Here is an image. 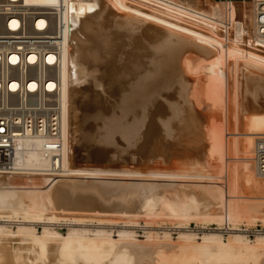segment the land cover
Instances as JSON below:
<instances>
[{
    "label": "bare ground",
    "instance_id": "1",
    "mask_svg": "<svg viewBox=\"0 0 264 264\" xmlns=\"http://www.w3.org/2000/svg\"><path fill=\"white\" fill-rule=\"evenodd\" d=\"M25 1L58 9L68 25L60 43V169L42 156L41 139L19 142L20 170L0 171V218L194 221L230 231L264 224V175L256 162L257 140L264 137V42L251 0ZM52 25L56 30L54 19ZM205 105L222 111L224 127ZM191 141L207 148L198 147L203 161L197 155L182 163L188 170L163 166L179 162L178 152L153 155ZM135 147L153 151L139 157L147 159L141 167L132 168L134 159L123 168L75 162L108 154L119 162L115 152ZM215 160L223 166L214 173ZM244 185L260 196L246 197ZM260 235L256 241L237 234L227 241L155 235L141 241L0 228V264H264Z\"/></svg>",
    "mask_w": 264,
    "mask_h": 264
},
{
    "label": "built area",
    "instance_id": "2",
    "mask_svg": "<svg viewBox=\"0 0 264 264\" xmlns=\"http://www.w3.org/2000/svg\"><path fill=\"white\" fill-rule=\"evenodd\" d=\"M257 38L264 42V0H251ZM63 6V10H65ZM52 19L57 25L53 30ZM68 30L59 10L25 0H0V171L15 166L17 144L24 138L43 141L40 152L60 169L58 138L63 89L60 82L61 44ZM54 142V143H50ZM256 162L264 175V137L257 140Z\"/></svg>",
    "mask_w": 264,
    "mask_h": 264
},
{
    "label": "rangeland",
    "instance_id": "3",
    "mask_svg": "<svg viewBox=\"0 0 264 264\" xmlns=\"http://www.w3.org/2000/svg\"><path fill=\"white\" fill-rule=\"evenodd\" d=\"M122 39L124 41L121 40L120 41L121 44H127V42H129V41H125L126 40L125 37H123ZM127 40H128V38H127ZM127 47H128V49L126 48L127 51L130 50L129 46H127ZM208 106L209 105H207V106L205 105L204 106L205 110H208V112L205 111V113L207 115L209 113V115H210L213 110H211L210 107H208ZM216 110L219 111L218 109H214V111L212 113L213 115H215L214 121H215V124L218 122L216 125H218V126L220 125L219 127L222 128L225 125V118L223 119L224 115H223L222 111L221 112H217ZM216 112H217V114H216ZM250 112L254 113V109H252L251 107H250ZM220 113H222V115ZM212 114H211V116H212ZM211 120L209 118L207 123H206L207 125L205 124V127H206L205 131H207L208 126H209V128L212 126V124L209 125V122H211ZM243 128L246 129L245 127H243ZM243 128H241L242 129L241 132L244 131ZM229 131H230V133L233 132L232 129H229ZM190 144H192V145H190ZM205 144L207 145V142H205V141H203V142L201 141V145H200V143L198 144V142L194 143V142L191 141L189 144H186L188 147L185 146V147H182V148H179V149H175V151H174V148L172 150L170 148V150H168V152L164 153V154H161L160 151L157 148L155 149V151H156L155 152L154 149H153V146H152V150L154 151L153 155H155V153H156V155L158 154L157 157H159V156L160 157H169V156H171V157H173V156L177 157L178 156L179 157V155H180L182 158H179V159H181L182 161L180 160L179 162H175L174 160H176V159H174L173 161H170L168 159L169 162L167 163V161H166V165H163V166L164 167L166 166V168H168V169L175 168V169H178V170L182 171L183 167L186 170H188L190 168L189 164H186V165H183V164L189 163V162H191L194 159H198V160L200 159L199 157L197 158V155L201 156V161H203V159H204V157H202L203 154L202 155H200V154L204 150L200 151V148H198V147H201V150L204 149V148L206 149L207 147H206ZM202 146L204 148H202ZM103 149L105 151L111 153V155L114 154L113 153V151H114L113 147H102V150ZM152 150H151V152L149 151L150 154H148V155H147V152L146 153H142L141 151H139L137 147L133 148V150L132 149L131 150H127L128 152L126 151L125 155H124V153L122 154V151H120L121 154L119 152H115L118 155V157L121 158V159L119 158L121 162L120 161L117 162L118 161L117 157H116V160L111 159L110 157H112V156L111 155L109 156V154L107 156L109 158H105V159L104 158H99V157H76L75 162L79 166H87V165H91V164L98 165L99 164V165H102V166L113 165V166H117L119 168H121V167L123 168V167H130V166L132 167V160L134 159L132 168H134L135 165L136 166L139 165L138 167H141L140 163L141 164H144V162L146 163L147 159L142 160V158H141V160H140L139 157H146V156L147 157H151L150 155L153 152ZM169 151L172 152V153L173 152H178L179 155H173ZM179 151H182L181 153L184 152L185 154L183 153V155H181ZM127 153H128V155H127ZM134 153H136V155ZM141 153L144 156H142ZM81 155H85V154L81 153ZM156 155H155V157H156ZM183 156H185V157H183ZM231 156H233V155L231 154ZM133 157H135L136 159L133 158ZM193 157H195V158H193ZM129 159H131V160H129ZM156 161H158V160L156 159ZM138 162H140V163H138ZM211 162H213V161H211ZM83 163H85V164H83ZM172 163L173 164L178 163L180 167L181 166H183V167L177 168L176 164L173 167ZM213 163L215 165H212V164L210 165V167L212 166V168H211L212 170L211 171L214 172V173L219 171V170L221 171L220 167H222L223 165L219 161L217 162V160H215ZM152 164H154V163H152ZM216 164H217L218 167L216 166ZM232 164L233 163H231V165ZM148 165H146V166H148ZM185 166H187V167H185ZM142 167H145V166L143 165ZM163 183H168V182H163ZM177 184L178 185H182L181 183H177ZM245 187L247 188L248 186L244 185L242 191H244L245 193L242 192V195L244 193L245 196L248 195L250 198H253V197L255 198L257 196L258 197L260 196L259 191L256 193V194H259V195L255 194V192L253 190L255 188L254 186H252L253 188L249 187V188L244 190ZM256 190H257V188L255 189V191ZM124 221L125 220H123V221H120V220L119 221H111V220H107V221H98V220H89V221L88 220H83V221L60 220V221H55V220H47V219H39L37 221H28V220H23L21 217L17 216L14 219L0 218V228L1 229H5L7 231L8 230L13 231L14 233H17L18 231L31 230V231L37 232L39 235H41V234H43L45 232H61L62 234H65V235H67L68 233H72L73 232V233H78V234H89L91 236H94L96 234H101V235L111 234L116 239L119 238L120 234L121 235L123 234V235H126V236L127 235L137 236V238L139 240H141V241H143V240L146 241L147 237H150V236H153V235L157 236V238H160V237L164 238V237L168 236V237L172 238L175 241H178L182 237L185 238L186 236L187 237H191L194 241H197V242H201L203 238L213 237V236L220 237V238L223 237L222 239L224 241H227L234 234L240 235L242 238H244L246 240L256 241L257 239L262 237L260 234L264 233V224L262 222H257L255 225H252V226H247L246 224H242L239 227L233 228L232 229L234 231L233 232V231H230L229 227L226 226V225L219 226V225H216V224L196 223L194 221L186 222V223L185 222H181L180 223V222H177V221H175V222L168 221L169 222L168 223L166 220L159 221V222L157 221L156 222L155 220L152 221L151 219L150 220L149 219L148 220L141 219V220H139V221H137L135 223L129 222L128 220H126L127 222L126 221L124 222ZM111 222H113V223H111ZM229 232H231V236H230ZM190 235H192V236H190Z\"/></svg>",
    "mask_w": 264,
    "mask_h": 264
}]
</instances>
